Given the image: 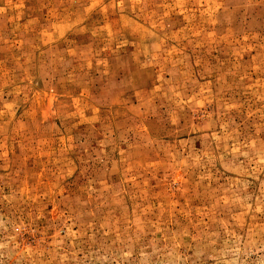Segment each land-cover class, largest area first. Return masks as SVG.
<instances>
[{"label": "rangeland", "instance_id": "rangeland-1", "mask_svg": "<svg viewBox=\"0 0 264 264\" xmlns=\"http://www.w3.org/2000/svg\"><path fill=\"white\" fill-rule=\"evenodd\" d=\"M0 264H264V0H0Z\"/></svg>", "mask_w": 264, "mask_h": 264}]
</instances>
